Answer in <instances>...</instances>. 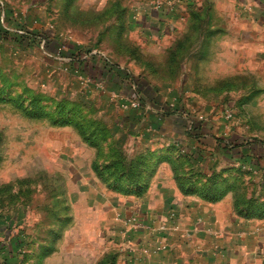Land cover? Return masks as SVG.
I'll use <instances>...</instances> for the list:
<instances>
[{
	"label": "rangeland",
	"instance_id": "obj_1",
	"mask_svg": "<svg viewBox=\"0 0 264 264\" xmlns=\"http://www.w3.org/2000/svg\"><path fill=\"white\" fill-rule=\"evenodd\" d=\"M157 1L0 0V264H116L128 249L133 230L140 228L133 227L139 212L117 216L125 231L115 234L109 212L92 209L91 201L81 206L79 193L69 194L70 177L76 178L70 166L86 165L79 161L81 138L89 147L96 144L94 164L120 156L124 169L143 160L150 172L163 162L180 191V184L210 188L219 199L230 198L237 216L234 205L246 201L264 209V168L222 156L217 143L202 147L197 158L189 148L143 129L157 102L179 113L191 101L194 112L187 113L194 120L205 126L215 122L217 133L231 129L230 135L244 136L264 154V147L255 145L264 143V64L250 60L244 67L219 49L205 34L197 9L182 2L170 3L177 11L168 4L159 8L162 16L181 17L180 24L164 21L163 34L150 30ZM54 35L65 49L73 43L84 51L95 71L49 52ZM109 67L129 72L138 83L121 92L127 96L120 98L115 84L102 80ZM88 73L98 79L88 81ZM137 85L153 100H145L149 108H134L141 111L138 129L151 147L146 156L126 162L130 155L117 133L125 129L121 120L130 110L123 105L139 97ZM65 117L72 123H55ZM165 181L168 187L171 181ZM150 182L143 183L146 190ZM87 196L93 200L99 194L91 188Z\"/></svg>",
	"mask_w": 264,
	"mask_h": 264
},
{
	"label": "crops",
	"instance_id": "obj_2",
	"mask_svg": "<svg viewBox=\"0 0 264 264\" xmlns=\"http://www.w3.org/2000/svg\"><path fill=\"white\" fill-rule=\"evenodd\" d=\"M175 2H182L197 9L200 19L205 20V34L212 35L213 44L232 53L242 66L245 67L250 60L258 65L264 64V0H158L152 12L156 21L150 30L163 34V31L167 30L164 21H169L175 27L181 23L179 20L183 19L174 13L170 17L159 13V8L167 4L169 9L173 10V4L170 3ZM131 83L129 82L127 89L115 85L120 90V98L127 96L121 92L125 93L130 87L134 88ZM140 90L144 92L141 87ZM148 95L151 96L149 93ZM185 106L188 110L179 113H171L174 111L170 108L167 109L170 112L168 113L166 109L150 107L143 129H151L157 137H165L185 146L186 149L213 147L217 139L212 143V140L207 138L213 135L211 133H215L216 138L231 137V129L228 134L217 133L218 126L215 122L209 126L203 125L194 132L200 136V143L196 138L186 137L185 120L194 118L187 112H194V106L191 101ZM140 113L139 109H130L123 113L124 119L121 123L125 129L117 133V140L130 155L127 161L135 160L133 157L146 156V148L151 147L150 143L142 139V129H138L139 117L136 115ZM85 142L82 138L81 142L79 141L80 151L82 150L79 151V161L86 165L85 168L79 166V169L77 166H70L76 178L70 177L69 194L75 197V193H79L81 206L88 205L91 201L94 207L92 209L109 212L112 224H115V234L118 231L124 234L125 231L122 229L124 223L117 220V216L127 217V212L131 209H135L141 216L138 219L142 222V228L133 230V242H128V249L117 256L116 264H264V217L260 219L237 216L228 196L219 201H205L194 195L182 194L172 181L168 164L162 161H159L162 163L157 165L155 170L148 172L147 166L141 163L143 160H139L141 172L137 186H140L142 191L139 195L126 194L118 188L128 185L124 180L116 181L110 186L98 180L99 177L92 167L96 150ZM252 152H258L255 146ZM222 156L229 157L226 153H222ZM149 178L151 182L146 190L143 183L146 186ZM167 179L171 183L164 187ZM131 187L135 188L136 185ZM91 188L97 191L98 198L89 200L87 194ZM162 223L167 226V231L158 230ZM129 238L128 234L126 241ZM123 255H126L124 262Z\"/></svg>",
	"mask_w": 264,
	"mask_h": 264
},
{
	"label": "trees",
	"instance_id": "obj_3",
	"mask_svg": "<svg viewBox=\"0 0 264 264\" xmlns=\"http://www.w3.org/2000/svg\"><path fill=\"white\" fill-rule=\"evenodd\" d=\"M16 39L21 41V38L19 36ZM51 39L53 41V45L51 46V48L48 49L49 52L57 53V55L61 57H68L71 63L74 64V61H76V64H79V67L83 69L89 68L90 71H95V67L97 65L93 62L88 61L87 58H84L82 54L84 51H82L80 48L75 46V44L70 43L69 46H67L68 49H65V46H63V43L58 42V38L56 37V35H54ZM88 62H89V65H88ZM75 67L77 68L78 65H76ZM109 68L110 69L106 70V72L103 73L101 76V78H103L102 80H106L108 84L110 85L115 84L117 86L121 85V87L122 88L124 87L125 89H127L126 87H128L129 82H132L134 85L138 84L136 83V81H134V77L130 75L129 72L120 70L119 67H116L115 69H112V67H109ZM87 75H88V79L90 82L96 81V79H98V78H95V75H91L90 73H88ZM140 87H141L140 85H137L135 88L137 90L136 93L139 94L138 100L140 101V104L144 105L145 100L152 102L153 100L148 95V93L146 94L147 98L144 94L143 95L141 94L142 92L140 90ZM156 104H158V102ZM156 104L154 105V107H157ZM157 108L166 109L165 111L170 113L169 111H167V109L170 107H167L166 105H159ZM171 113H175V111ZM55 123L65 125V124H70L72 122L71 120H67L65 117L64 120H60ZM75 126L78 127L79 124H75ZM201 126L203 125L199 123V120L196 121L193 118L189 120H185V124H184L185 136L188 138L198 139L200 136L197 135V132L196 134H194V132L197 129H200ZM79 130H80V126H79ZM84 131H83V136H84ZM230 136L231 137H229V139L223 138V137L216 138L217 139L216 143L219 146L223 154L226 153L228 154L229 157L236 156L239 159V161L242 163V165L249 164V166L251 167H256L259 169L264 168V154L263 153L257 152L254 154L252 152V148L254 147V145L249 143L246 140V138H244V136H240L241 138L236 137V136L234 137V135H230ZM207 138H209V136H207ZM85 139L88 141V137H85ZM198 141H199L198 143H200L199 139ZM255 145L264 147V143L262 142H259L257 144L255 143ZM92 146H96V144L92 143ZM200 150H201V147L200 148L195 147L193 149L189 147L188 153H190L192 156L196 155V157L199 158ZM123 161L124 160L122 157L117 156L113 160H110L107 164H103L102 166L93 164V167L99 179H101L104 183H106L107 186L115 184L116 181L119 182L121 180H124L125 183L127 182L129 187H127L128 185L127 186L124 185L123 189H121V187L119 186L118 187L119 190L123 191L126 194L133 193V194L139 195L140 192L142 191L141 187L137 186V181L139 179L138 177L139 172H141L139 170V166L135 167L134 169H127L126 167H125L126 169H124L125 165ZM132 185L133 186L136 185V187L135 188L131 187ZM180 187L183 193H188V194L198 193L203 199L207 201H216L221 196V195H215V194L213 195L211 190H209L210 188H206V187H205L206 189L203 188V189H200L199 191L195 187L187 188L181 184H180ZM234 208H235L236 213L239 216L244 217V218L264 217V209L260 208V206H258L257 204H253L252 202H249V201H246L244 203V206L234 205Z\"/></svg>",
	"mask_w": 264,
	"mask_h": 264
},
{
	"label": "built area",
	"instance_id": "obj_4",
	"mask_svg": "<svg viewBox=\"0 0 264 264\" xmlns=\"http://www.w3.org/2000/svg\"><path fill=\"white\" fill-rule=\"evenodd\" d=\"M88 79V78H87ZM89 81V79H88ZM172 106V104H170ZM124 108H129V109H134V108H138V107H142V108H145L148 107L146 106V104L142 105L140 104V101L138 100V98H133L131 99L130 101L126 102L124 105H123ZM149 108V107H148ZM225 117L227 119H230L232 117V114L229 112H227L225 114ZM136 218H133V220H135ZM133 227L134 228H137V227H141L142 226V223L139 221V222H136V223H133ZM160 231H167V227L165 225H160L159 228H158ZM164 248V246H163Z\"/></svg>",
	"mask_w": 264,
	"mask_h": 264
}]
</instances>
